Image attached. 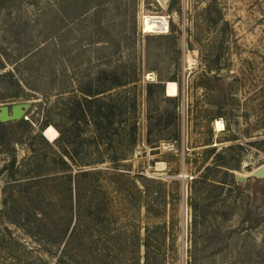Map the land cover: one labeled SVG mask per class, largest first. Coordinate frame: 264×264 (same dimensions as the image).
<instances>
[{"label": "rangeland", "instance_id": "obj_1", "mask_svg": "<svg viewBox=\"0 0 264 264\" xmlns=\"http://www.w3.org/2000/svg\"><path fill=\"white\" fill-rule=\"evenodd\" d=\"M153 14L167 33L142 32ZM116 81L94 97L122 98L111 138L76 132L81 92ZM18 103L0 264H264V0H0V106Z\"/></svg>", "mask_w": 264, "mask_h": 264}, {"label": "trees", "instance_id": "obj_2", "mask_svg": "<svg viewBox=\"0 0 264 264\" xmlns=\"http://www.w3.org/2000/svg\"><path fill=\"white\" fill-rule=\"evenodd\" d=\"M124 84L123 82H113L110 86V88H108L107 86H104L103 90L99 91L96 94H93L92 92H81L83 94L82 98L79 100H77V105L76 107L78 108V112H75V128H76V132L78 133H82L81 131V125L82 123L85 126H88V124L93 123L97 128L95 129V131L93 132L94 135L97 136V138L101 139V141L103 142L104 139L109 140L111 138V135L109 134L111 128L109 127L112 124V120L118 116L119 114V108H120V100L122 99L121 97V93H117L116 96L119 97V99H113V96H107L104 97L100 96V97H96L95 96L99 95V94H104L106 92L111 91L112 89L115 88H121L123 87ZM86 96H89L90 98H87ZM121 98V99H120ZM107 102H109L107 104ZM88 103H95L97 104V111L95 114H92L91 112V108L87 107L86 104ZM132 108L135 112L136 115V98L134 97L133 99V103H132ZM2 125V123H0ZM48 126V125H47ZM46 127V126H45ZM56 130L59 133V137L58 139L62 142L65 143L66 141L68 142L70 139H73V135L71 133V131H68V129H60L57 125H55ZM135 132H136V118L134 116V123H133V128H132V138L135 136ZM116 135V134H113ZM133 143V141H131ZM110 158L112 159V161L116 162L119 158V152L115 151Z\"/></svg>", "mask_w": 264, "mask_h": 264}, {"label": "bare ground", "instance_id": "obj_3", "mask_svg": "<svg viewBox=\"0 0 264 264\" xmlns=\"http://www.w3.org/2000/svg\"><path fill=\"white\" fill-rule=\"evenodd\" d=\"M168 29H169V23H168L167 18L165 16L160 15V14L143 15L142 16L141 30L143 33L165 34L168 32ZM151 75H153V74H148L147 77L150 78ZM214 128H215L216 132L223 131L224 130L223 122L216 120L214 122ZM42 131H43L42 136L50 142H54L59 135L51 127H45L44 129H42Z\"/></svg>", "mask_w": 264, "mask_h": 264}, {"label": "water", "instance_id": "obj_4", "mask_svg": "<svg viewBox=\"0 0 264 264\" xmlns=\"http://www.w3.org/2000/svg\"><path fill=\"white\" fill-rule=\"evenodd\" d=\"M29 103H18L12 104L10 108L8 106H0V123H7L19 120H28L26 112L30 108ZM41 135H43V131H41ZM252 176L261 178L264 176V167L257 169ZM238 180L243 181L245 178L238 177Z\"/></svg>", "mask_w": 264, "mask_h": 264}, {"label": "built area", "instance_id": "obj_5", "mask_svg": "<svg viewBox=\"0 0 264 264\" xmlns=\"http://www.w3.org/2000/svg\"><path fill=\"white\" fill-rule=\"evenodd\" d=\"M185 178H186V176H185Z\"/></svg>", "mask_w": 264, "mask_h": 264}]
</instances>
